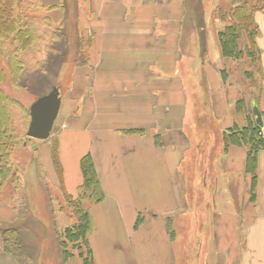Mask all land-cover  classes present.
Here are the masks:
<instances>
[{
  "label": "crops",
  "instance_id": "0c3cea01",
  "mask_svg": "<svg viewBox=\"0 0 264 264\" xmlns=\"http://www.w3.org/2000/svg\"><path fill=\"white\" fill-rule=\"evenodd\" d=\"M42 1L49 21L90 44L91 67L74 74L81 94L70 108L79 113L58 134L61 180L46 164L51 184L76 198L81 160L93 157L106 194L90 207L95 264H179V228L170 226L180 218L202 239L200 264H264V149L249 170L248 146L225 144L226 131L245 124L235 108L244 90L219 48L215 0ZM255 20L264 71V10Z\"/></svg>",
  "mask_w": 264,
  "mask_h": 264
},
{
  "label": "rangeland",
  "instance_id": "374dc122",
  "mask_svg": "<svg viewBox=\"0 0 264 264\" xmlns=\"http://www.w3.org/2000/svg\"><path fill=\"white\" fill-rule=\"evenodd\" d=\"M12 1H14L15 13L19 12L17 9L21 8L20 4H17L18 0ZM22 1V3L30 5L34 0ZM215 2L216 5L213 7L211 15L213 19L219 20V23L217 25L216 22L214 26L222 27L221 25L226 22L217 17L216 11L220 5L229 4L230 1L221 0L217 2L215 0ZM40 7L42 6L40 5L38 8ZM41 9L32 10L31 12L35 16V24H32V27L35 26L33 42L23 51L19 50V57L24 66L22 73L20 72L21 76H17V78L11 76L9 72L10 65L7 67L6 58L0 56V65L5 69V75H0V88L12 99V102L8 103L7 111L9 125L14 131L13 136L16 140L11 161L14 165L13 169L17 172L16 180L13 183L8 182L0 195V227H7L10 224L20 226L21 239L27 244L28 248L22 256L24 258L19 257L21 261H17L18 264H81L82 261L79 258L81 247H76L79 243L75 244L74 248L73 243L69 244L75 254L73 258L66 262L62 259L60 235L66 227L72 226L77 218L73 214L72 207L65 200L64 193L59 185L57 183L56 185L51 184L46 161L51 160L53 162L55 172L58 174L57 179L59 177V180H61V167L58 159V134L62 129L61 123L69 120L66 117L79 113V104L70 108L73 102L76 101L77 95L81 94L80 89L75 90L74 88V74L77 67L85 66L86 69L91 67L92 61L88 59L87 55L90 44L80 42V36L75 34L76 29L71 25H69L70 27H64L62 24L60 31L63 30V35L52 37L51 32L56 29V23L45 22V19L42 18L48 12H45V8ZM22 14L25 15L24 12ZM24 19L27 21V18L24 17ZM67 23L71 24L69 21ZM45 24H47V28H45ZM60 31L58 33L61 34ZM55 38L56 40H54ZM18 46V41H14L12 45L9 42V45L3 47V55L9 51V48L17 50ZM196 46L197 55L201 56L200 61L206 62L208 59L202 57V55H205L204 44L203 47L201 45L202 48ZM244 58L245 62L238 60L231 62V73L234 75L232 81L235 80L237 84L241 85V90L244 91L242 94L239 93V98L243 97L246 103L249 102V110L252 111L258 89L251 85L245 71L251 69L257 83L261 84V80L259 73L255 72L249 64L250 60L246 56ZM224 68L227 71V66H224ZM18 78L17 82L16 79ZM80 79L85 81L81 98V101H83L89 96V77L81 76ZM54 85H57L60 89L63 106H61V111L54 123L51 134L45 140L30 138L27 135L31 120L30 106L38 98V95L48 93ZM117 94L121 95L122 93L118 92ZM134 96L138 97L137 95ZM202 110L203 106L198 108V112ZM160 140L159 138L158 142ZM55 181L57 180L55 179ZM200 206L202 207V205ZM244 206L243 204V210L246 208ZM86 207H89L88 203H86ZM201 207L199 208L201 209ZM171 223L170 229L175 231V228H179L178 233L175 231L179 264H186L187 257L190 259V264H200L195 258L201 257V237L186 235V228L189 225L186 219L180 218L176 222L171 220ZM0 249H2V246ZM82 250L85 251L84 247ZM194 259L195 261H193ZM0 264H9L1 254Z\"/></svg>",
  "mask_w": 264,
  "mask_h": 264
},
{
  "label": "trees",
  "instance_id": "16d2710c",
  "mask_svg": "<svg viewBox=\"0 0 264 264\" xmlns=\"http://www.w3.org/2000/svg\"><path fill=\"white\" fill-rule=\"evenodd\" d=\"M39 1L34 0L28 5L22 3V0H18L17 4H20L21 9H17L19 12L17 11V13H15L16 10L13 7L14 1L0 0V56L6 58L7 67L10 65L9 72L11 76L16 78L17 76H21L20 72L22 73L24 67L19 57V50L23 51L26 49L35 38V26L32 27V24H35V16L31 12L32 10H42L41 8H45L41 1L39 4ZM40 5L42 7L38 8ZM23 8L25 10H22ZM31 8L33 9L31 10ZM260 10H264V0H230L229 4L220 5L216 12L217 17L226 22L217 33L218 44L222 56L226 59L238 60L241 62H245L244 57L246 56V58L250 60L249 64H251L255 72L259 73L260 80L263 82L264 71L261 61V49L257 44V37L260 33V29L255 20V13ZM23 12L25 15L22 14ZM24 17L27 18L28 22ZM42 19L48 22L51 18L49 14H46ZM47 27V24H45V28ZM55 28L56 29L51 32L52 37H61L63 35V30L60 31L62 25L60 24ZM59 31L61 34L58 33ZM80 39L84 42L82 38ZM54 40H56V38ZM14 41H18L19 43L17 50L9 48V51L3 55V47L9 45V42L12 45ZM224 72L226 77L227 72ZM245 73L246 77L251 81V85L258 89L257 93L259 94L262 83H257L251 69L246 70ZM0 75H5V69L1 67V65ZM18 80L19 78L16 79L17 82ZM55 86L57 85L53 87ZM45 94L47 93L40 94L38 97ZM257 96L256 94L255 97ZM10 102H12V99L0 88V195L4 186H6L8 182L13 183L17 178V172L13 169L14 165L11 161V155L16 140L13 136L14 131L9 125L10 121L7 106ZM254 102L259 106L256 99H254ZM235 108L236 111L242 112L245 115V124H235L228 129L225 133V144L226 146H228L229 143L248 146V169L254 170L256 154L259 150L264 149V127H261L256 122L253 110H249V102L246 103L243 97L237 100ZM261 112L264 117V110H261ZM81 171L83 182L79 187L77 197L73 198L64 193L65 200L72 207L73 214L77 219L72 226L66 227L64 232L60 235L61 256L64 262L73 258L75 254L69 244L73 243L74 248L75 244L79 243L76 247H81V249H79V258L82 261L81 264H95L93 249L89 242V236L93 229L90 207L93 204L101 202L106 194L90 153L82 158ZM253 177L255 178V174ZM253 187L252 191L254 196ZM86 203L89 204V207H86ZM139 221H141V219ZM17 225L10 224L7 227H0L2 236L0 244L5 253L13 256L20 262L21 260L19 259L24 258L22 256H24L28 247L21 239L20 226ZM83 247L85 251L82 250Z\"/></svg>",
  "mask_w": 264,
  "mask_h": 264
},
{
  "label": "water",
  "instance_id": "95a60500",
  "mask_svg": "<svg viewBox=\"0 0 264 264\" xmlns=\"http://www.w3.org/2000/svg\"><path fill=\"white\" fill-rule=\"evenodd\" d=\"M60 89L55 86L47 94L38 97L30 106L31 120L27 135L30 138H49L61 107ZM256 122L264 127V117L257 104H253Z\"/></svg>",
  "mask_w": 264,
  "mask_h": 264
},
{
  "label": "bare ground",
  "instance_id": "6f19581e",
  "mask_svg": "<svg viewBox=\"0 0 264 264\" xmlns=\"http://www.w3.org/2000/svg\"><path fill=\"white\" fill-rule=\"evenodd\" d=\"M60 110H61V107H60ZM59 113H60V111H59Z\"/></svg>",
  "mask_w": 264,
  "mask_h": 264
}]
</instances>
